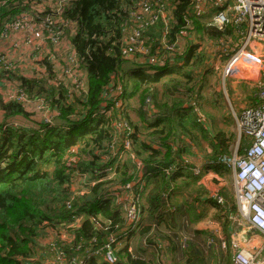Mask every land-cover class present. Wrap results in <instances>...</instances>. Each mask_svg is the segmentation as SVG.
<instances>
[{"label":"trees","instance_id":"1","mask_svg":"<svg viewBox=\"0 0 264 264\" xmlns=\"http://www.w3.org/2000/svg\"><path fill=\"white\" fill-rule=\"evenodd\" d=\"M140 1L71 0L61 7L59 19L75 25L69 40L80 68L86 73V94L70 96L62 85L52 84V69L46 61L43 67L47 79L20 76L0 68V82L15 83L27 100L44 102L56 115L52 126L39 122L38 128L30 129L0 124V264H33L37 240L46 231L58 232L59 237L62 233L70 234L73 238L60 247L69 264L79 244L100 243L125 226L123 205L118 203L115 189L140 177L153 186L147 195L145 190L141 195L145 223L128 240V245L135 247V239L145 244L135 243L139 252L130 253L127 247L119 249L115 264H166L167 258L164 257L165 263L162 260L164 250L176 258V263L179 259L185 264H207L209 258H205L202 250L205 234L193 231L184 245L177 236L182 231V220L174 216L172 209L168 210L173 206L169 195V198L165 195L171 184L183 176L178 172L166 174L163 170L188 165L186 157L194 155L193 147L198 149L199 141L206 140L204 170L224 178L230 174L225 162L232 159L230 144L235 135L219 131L211 136L205 126L197 123V113L191 104L197 105L201 84L213 75L203 70L205 55L200 44L194 41L175 63L165 67L141 64L136 57L124 53L122 25ZM169 1L173 9L172 22L165 34L167 44H172L186 30V20L192 23V32L200 34L199 39L227 42L236 37L230 25L220 30L200 22L191 10L190 0ZM29 4L30 0H0V35L7 23L29 11ZM46 12L50 14L49 10ZM163 32L164 24L159 21L144 33L148 38L146 45L160 50ZM110 85L119 89L124 105L122 118L134 132L130 152L108 179L100 172L116 163L110 152L116 112L107 117L100 109L105 105L104 94ZM133 98L138 102L135 123L127 114ZM153 109L157 112L153 113ZM24 116L26 111L21 103L0 100L1 118L16 121ZM246 143L240 142L239 156ZM136 162L141 163L140 170ZM79 175L94 182L82 186V196H77L73 188ZM212 204L220 214L213 219L226 232L229 224L226 213H236V206ZM81 216L85 218L75 227V220ZM149 248L146 257L143 250ZM85 264L108 263L92 260Z\"/></svg>","mask_w":264,"mask_h":264},{"label":"built area","instance_id":"2","mask_svg":"<svg viewBox=\"0 0 264 264\" xmlns=\"http://www.w3.org/2000/svg\"><path fill=\"white\" fill-rule=\"evenodd\" d=\"M47 1L41 0L42 3L37 8L40 7L42 10L48 8L46 7ZM69 1L71 0H67L65 3L59 0L56 5H52L55 9L48 8L50 16L47 20H42L40 26L45 31V41L48 44L50 40V45L62 43L65 47L64 65H59L55 69L47 59V63L52 69L50 82L55 85H62L68 90L70 96H79L87 93L88 81L86 73L82 71L78 64L70 40L67 38L68 32H64L67 27H73L72 35H74L75 25L64 23L58 17L61 7ZM169 2V0H141L137 9L129 13L128 18L122 25L125 42L124 53L128 57L143 51L144 32L159 21L164 24V35L159 42L162 53L158 58L151 56L145 59L143 64L165 67L175 63L176 58L183 54L180 51L182 36L186 35L188 39H193V25L189 20H186V30L179 34L172 44H167L165 34L169 29V23L172 22L171 11L173 9ZM189 4L200 22L220 30L230 25L234 27L235 36H239L237 42L230 48L227 45L216 47L217 54L211 56L207 68L220 71L224 89L227 82L234 80L243 79L248 84H252L254 92L251 94V102L245 105L239 113L233 115L236 132L240 138L249 140L248 147L243 155H235L225 162L233 173V189L237 210L236 220L240 224L239 229L231 235L229 247L232 253V264H264V260H257L264 247L263 242L255 250L252 248L251 243L254 236H261L264 241V53H262L264 48L262 50V46H260L264 45V0H190ZM35 22L28 13H24L4 26L0 38L6 36L10 31H29L31 26H35ZM56 25L62 26L60 30L63 34L52 32ZM216 43L222 46L223 40H218ZM219 53L225 54L227 59L222 67L219 65L221 58ZM242 61L249 63L248 66H245L248 67V70H244L245 67L241 65ZM254 66L259 67L257 73L252 70ZM0 68L14 70L9 59L1 52ZM244 74L247 77L242 78ZM252 74L254 76H251ZM45 75L46 73H42V78H34L47 79ZM11 88V92L6 90L8 95L2 98L3 101L15 100L23 106L29 101L33 111L42 115L43 125L52 126L55 124L56 115L48 109L44 102L27 100L23 93L18 91L17 85ZM104 102L105 105L100 109L101 114L108 117L114 111L116 112V120L113 123L115 138L110 149L111 156L116 158V163L114 167L105 168L100 172V174H104L108 179H111L119 164L121 165L126 158L127 152L131 150L130 137L134 131L128 122L122 118L124 105L119 98L118 88H112L110 85L104 94ZM136 167L140 170L142 168L141 163L136 162ZM172 167L163 171L166 174L174 173ZM194 173L198 174L199 171L196 169ZM93 184L94 182L89 181L86 176L79 175L73 183V188L77 196H82V186L86 185L87 187ZM144 187L145 181L140 177L138 181L134 180L132 183L115 189L118 192L117 201H120L118 203L123 205L125 226L100 243L91 241L86 245L79 244L76 248L78 252L70 257L69 264H85L86 261L90 262L92 260H102L108 264L116 263V253L119 249L127 247L128 237L135 233L140 225L142 219L141 195ZM122 190L124 195L121 194ZM126 193L129 197L128 204L126 201H122ZM211 196L216 204H223L222 198L216 195ZM69 207L67 205L68 209ZM84 218L85 216L78 217L75 220V227ZM90 220L93 221L92 218ZM64 235L67 239L60 238L56 244L57 246H54L56 261L52 264H67L60 247L70 243L73 238L70 237V234ZM57 236L59 237L58 234ZM220 247L226 249L227 245L225 242H221Z\"/></svg>","mask_w":264,"mask_h":264},{"label":"crops","instance_id":"3","mask_svg":"<svg viewBox=\"0 0 264 264\" xmlns=\"http://www.w3.org/2000/svg\"><path fill=\"white\" fill-rule=\"evenodd\" d=\"M169 4L171 6L170 2ZM40 24L41 23L36 21L35 26H31V30L29 31H26V30L10 31L9 33L6 34V36L0 38V52L4 53L5 56L9 59L14 69L13 72H16V74L20 76L38 77V78L41 77L42 78V73H45V68L43 67L44 61L47 62L49 60L55 69L59 65L61 66L64 65V61H65L64 44L62 43H59L57 45L48 44L47 41H45V38H46L45 31L42 29ZM66 30L69 33V35L67 33V38L70 39V37L72 36V33L70 34V30L68 27L66 28ZM162 34L164 35V32ZM188 40H191V39H188ZM181 42L183 41L181 40ZM186 43L188 44V47L192 45V43H190L189 41L185 42L184 44L186 45ZM180 46H181V43H180ZM23 60H25V62L21 63V61ZM29 61H31V63H29ZM138 62L143 64L140 61ZM13 86L16 87L15 84L4 82V80L1 81L0 82V96H1L0 99L7 97L8 91L6 90H9V92H11V89H12L11 87ZM225 97H224V100H225ZM225 102L227 104L226 109H229V112L227 111L229 113V118L231 119L229 124H233L234 129H235V135H236V140H235L236 149L235 150H238V147L241 141L247 142L246 143L247 145L244 147L243 152L241 154L243 155L245 149L248 147L249 140L240 138L238 136L236 132V128H235V122L233 119V115L239 113L240 111L236 110L235 109L236 107H234L235 100H233V107L229 106V102L227 100ZM239 102H244L243 106L247 105L248 103L251 102V95L242 96ZM191 105L192 107H194L193 103ZM198 106H199V100L197 101V108ZM205 127L207 131L210 129L209 125H206ZM232 153H233L232 157H234L235 155L239 156L238 151H232ZM186 164L188 165H181V166L173 165L172 169L174 173L178 172L183 177L178 178L173 184H171L168 194L165 195L167 197L169 195L170 201L172 203L171 205L173 206V207L171 206L168 207V210L172 209V212H174V216L179 217L182 220L180 222L182 231L177 232V236L184 243V245H186V239H189L188 236H190V234H192L193 231H199L205 234L203 235L204 244H203L202 250L205 253H207V257L209 258V260H207V264H220V260H219L220 249H221L220 243L225 242L227 245V249H229L227 253H230V261L227 264H232V253H231L229 244H230L231 237H232L231 235L234 233L235 230H238L240 226L239 222L236 220L237 210L234 215H232L233 213H230V212L226 213V216L229 220V224L227 226L226 232H224V228L218 222V220L213 219V216L215 214L216 215L218 214V216H220V214L218 211H216V209H214V205L212 204V202L214 203L215 200L210 195V192L211 191L216 192L217 193L216 196L222 198L224 206L226 204V201L225 199H223V196L219 194V190L216 191L215 189H211V187L208 188L206 186L211 181L218 182L217 179L218 178L220 179L221 177L212 171H205L204 168L206 166V162L204 160H202L199 164H189L187 162ZM196 169L199 171L198 174L194 173ZM229 169H230V174L233 179V175H232L233 173L231 171V168ZM208 176H210L212 179H207ZM152 186H153L152 183L147 184L145 182L146 188L144 187L143 192L145 190L144 193L147 195ZM185 186H187V191H185ZM232 188H233V181H232ZM194 189L199 190V191L193 192ZM234 198H235V195H234ZM226 205L228 206V204ZM234 206H236V202ZM206 220L207 222L205 223ZM236 222L238 223L237 225L238 228L233 229L235 227L234 224H237ZM180 223H179V227H180ZM48 234L49 235L54 234L57 236L58 232L49 233V231H46L45 235L47 236ZM133 234L128 237V240L132 239ZM60 238L67 239V237L63 233L61 234L60 237H58V239ZM262 242H263V237L254 236L251 239V243L253 245L252 248L254 250L259 248ZM56 244L57 243H54L51 245L48 243V241L44 240L43 237L39 238L37 240V253H36L37 258L36 259L38 260V257L40 255L44 257L43 253H46L47 251H49L51 253V257L49 259L52 260V258L54 257L56 261V251L54 249V246ZM184 245L182 246L183 248H184ZM127 248H128V252L132 253V251L134 250L136 251L137 247L136 246L133 247L127 244ZM55 261H52L51 264ZM176 264H185V262L179 261V259H177Z\"/></svg>","mask_w":264,"mask_h":264},{"label":"rangeland","instance_id":"4","mask_svg":"<svg viewBox=\"0 0 264 264\" xmlns=\"http://www.w3.org/2000/svg\"><path fill=\"white\" fill-rule=\"evenodd\" d=\"M59 0H48L46 7H48L49 9H55L52 5L53 4H57ZM63 2H67V0H61ZM42 3L41 0H31L30 4H29V11L27 12L28 15L30 17L33 18L34 21H38L39 23H42L44 19H48L45 18L44 15H50L49 13H47L46 11L49 10L48 8H45L44 10H42L40 7L37 8V6ZM43 18V19H41ZM54 19V18H51ZM45 20V21H46ZM60 27H62L61 25H56L54 31H52L53 33H62L63 32L60 30ZM153 27V26H152ZM152 27H150L149 29H147L144 33L148 32ZM70 30V34L73 33V27H68ZM66 32V30L64 31ZM64 36V35H63ZM200 34L194 32V38L191 40H188L186 35L182 36V41L181 42V52H185L186 49L188 48V44L186 43V45L184 44L185 42L189 41L191 43H193L195 41V43H198L201 45L203 51H204V55H205V65L203 70H207V72H210L211 74L213 73L214 75H210L208 76L205 81L201 84V97L199 100V106L197 108L196 103H193L194 105V109L196 110L197 113V123H201L203 126L209 125L210 129L208 130V132L210 133L211 136H213L216 132L219 131H223L224 133H226L228 136L230 134H234L235 135V129L233 124H229V122L231 121V119L229 118V109H226L227 104H226V100L229 102V106L233 107V100H235V104L234 107H236V110H241V108H243V104L244 102H239L242 96H250L253 93V89H252V84H248L247 82H245L243 79L241 80H234V81H229L226 83V87L225 89L222 86V82H221V75H220V71L218 70H214L212 68H207L208 66V62L210 61L211 56H214L215 54H217V51L215 50L216 47H223L225 45H227V47H231L232 45H234V43L237 42L239 36L233 39H229L227 42L223 40L222 46L217 44L216 41H212V40H207V39H199ZM148 40V38H145V42L142 46L143 51L140 53H135L132 56L136 57L138 59V61L144 63L145 59L154 56V58H158L159 55L162 53L161 50L159 49H151L149 46L146 45V41ZM241 40V39H240ZM239 40V42H240ZM49 44H50V40H49ZM262 46V50L264 48V45H260ZM262 53H264V50L262 51ZM149 55V56H148ZM221 56L220 58V67L223 66L224 62L227 60L226 59V55L225 54H220ZM137 61V62H138ZM25 60L21 61V63H24ZM29 63H31V61H29ZM241 65L243 67L248 66L249 63L246 61H242ZM259 69V67H253L252 70L255 71L257 73V70ZM244 70H248V67H245ZM216 73V75H215ZM246 76L245 74L242 76V78ZM251 76H254L253 74ZM247 77V76H246ZM247 94V95H245ZM227 98H226V97ZM225 97V100H224ZM1 98V96H0ZM2 100V99H0ZM125 104V103H124ZM243 106V107H242ZM24 108L26 111V116H24L23 119H17L16 121H12V120H5L3 118L0 117V124L2 123H6L8 125H14L17 127H21V128H30L32 129V127H37L39 126L40 123H42V115L39 113H35L32 109V105L29 104V101L27 103L24 104ZM137 108H138V102L135 98H133L132 100H130L129 102V107L127 109V114L129 116V118L132 120L133 123L138 122V115H137ZM228 111V112H227ZM156 109H153V113H156ZM152 113V112H151ZM150 113V114H151ZM40 122V123H39ZM235 140H236V135H235ZM232 141V143L230 144V149L232 151H238L235 150L236 149V141ZM188 143H191L190 141H187ZM208 150V142L206 140H202L199 141L198 144V149H196L195 147H193L192 152H193V156L192 157H186V162L189 164H199L202 160H204V152L207 153ZM205 161V160H204ZM207 179H212L210 176H208ZM218 182H214L211 181L209 182L206 186L208 188L211 187V189H215L216 191L219 190V194L223 196V199H225L226 204H228V208H232V206L235 204L234 200V189L232 188V176L231 174L225 176L224 178H218L217 179ZM218 184V185H217ZM216 185V186H214ZM185 191H187V186H185ZM199 190L194 189L193 192H196ZM121 194L124 195V191H121ZM216 192L211 191L210 195H216ZM208 195V194H207ZM122 201H126L127 204L129 202V197L126 193V195L122 198ZM120 202V201H118ZM144 203V202H143ZM126 204V205H127ZM225 204V206H226ZM125 205V206H126ZM235 214V212H234ZM233 214V215H234ZM233 217V216H232ZM207 222V220L205 221V223ZM144 221H143V217L141 220V224H140V228L143 227L144 225ZM235 227L233 229H237L238 226L237 224H234ZM139 228V229H140ZM138 229V231H139ZM138 231L133 234L134 238ZM49 233H52L49 231ZM42 237L44 238V240L48 241L49 244H54L59 242V239L56 235H42ZM138 241V243H136ZM136 241V239L133 241L134 246L138 247L139 244L143 245V242H140L141 239H138ZM138 245H136V244ZM46 244V242H45ZM145 244V242H144ZM263 245H264V241H263ZM164 246L166 247V243H164ZM142 249V248H141ZM42 251V250H40ZM140 250H136L135 252H139ZM145 251L144 256H148V252L150 253V248L143 250ZM227 251H229V249H220V264H227L230 261V253H227ZM134 252V251H132ZM206 257H207V253ZM163 257L162 260L165 263L164 257H166V264H176V258H171L169 253L166 254V250L163 251ZM42 257L41 255L38 257V260L35 258L34 261H32L33 264H51L52 261H55V258L53 257L52 260H50L49 258L51 257V253L49 251H47L46 253H43ZM209 260V259H208ZM257 260H264V247L262 249V251L260 252Z\"/></svg>","mask_w":264,"mask_h":264}]
</instances>
